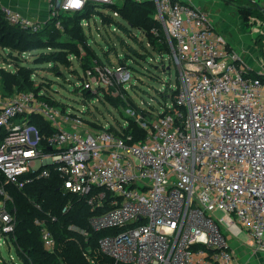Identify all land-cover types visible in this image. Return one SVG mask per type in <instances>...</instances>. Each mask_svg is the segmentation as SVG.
I'll use <instances>...</instances> for the list:
<instances>
[{
	"label": "built area",
	"instance_id": "2783aa9c",
	"mask_svg": "<svg viewBox=\"0 0 264 264\" xmlns=\"http://www.w3.org/2000/svg\"><path fill=\"white\" fill-rule=\"evenodd\" d=\"M90 1L124 0H49V18L82 11ZM153 1L179 75L175 99L163 111L151 118L133 113L138 136L125 132L128 120L113 130L33 91H0V131L6 133L0 142L1 264H25L15 248L17 216L7 185L23 188L53 173L64 193L86 198L92 229L109 231L99 239V250L111 259L105 264H239L229 239L244 232L251 247L264 252V70L254 77L194 4ZM0 11L10 24H42L10 6ZM56 26L63 29L60 20ZM83 74L81 88L123 97L132 79L128 65L97 60ZM31 114L54 129L45 141ZM71 207L70 200L63 212ZM35 222L44 247L54 251L47 222ZM69 228L89 235L77 225Z\"/></svg>",
	"mask_w": 264,
	"mask_h": 264
},
{
	"label": "trees",
	"instance_id": "16d2710c",
	"mask_svg": "<svg viewBox=\"0 0 264 264\" xmlns=\"http://www.w3.org/2000/svg\"><path fill=\"white\" fill-rule=\"evenodd\" d=\"M227 1L236 6L245 21H248L250 17L264 19V10L259 8L261 4L258 0ZM121 3V5L117 6V4L90 1L84 10L74 13L61 12L57 18H49L47 22L42 23L35 29L10 24L0 11V48H2L0 50L9 49L7 52L8 57L5 56L3 62L9 63L11 61L13 62L11 64L14 65L10 69L0 66V91L5 96L20 91H33L38 98L52 105L59 106L65 111L66 108L64 109L60 102L48 92L51 83L41 80L37 84L34 78L36 69L32 65L23 62L21 56L13 55V53L15 51L26 53L28 50L50 47L51 50L48 52H41L39 54L35 63L47 61L53 64L51 66L53 69L59 63H71V55L76 56L78 66L83 71L92 67L95 60L103 63L104 61L96 50H89L91 49L90 44H88L81 28L82 20L88 17L91 11H99L98 7L100 6L118 10L122 18L126 19L133 28L139 29L147 37L152 47L160 54L166 51L170 52L164 28L155 18L157 12L155 2L153 0H124ZM56 20L61 21L63 29L56 26ZM122 26L127 33H130L127 27ZM154 29L157 33H154ZM63 32L67 35L65 39L61 38ZM262 36L261 34L258 35L261 45H263ZM70 38L76 40L75 44H71ZM133 39L143 45L136 35H133ZM78 43H81L84 48L88 49V53L81 54V50L77 46ZM143 49L145 51L144 54L130 46V50H126L128 51V53L126 52L128 56L125 55L123 58L118 56L120 64H126L125 61L130 57L137 61H139V56L145 55L143 57H147L150 52L146 46H143ZM76 73H78V70ZM251 74L254 77L259 75L256 71H253ZM122 90H124L123 95L125 98V91L127 90ZM166 91L161 92L162 98L164 100H168L169 98L174 100L177 92L176 87L168 86ZM80 94H82V99L85 102L90 101L96 96H100V94L86 88H81ZM101 100L104 99L102 98ZM110 101L114 104L122 102L126 104L128 102L120 96L117 98L110 97ZM131 103V105L128 104L127 106H131V109L135 113H142L147 118L155 115L154 110L137 106L135 102ZM28 118L30 122L37 124L41 128L44 134V141L53 132L54 129L40 115L31 114ZM87 120L91 121L90 118H87ZM129 120L131 122H129V126L125 129V132H131L138 136L142 130L139 128L134 115L130 116ZM93 124L97 127L100 126L98 122H94ZM111 129L114 130L116 128L112 125ZM5 134L4 130L0 131V142ZM0 179L3 181L1 174ZM7 188L13 197V202L9 204L10 209L12 211L15 210L17 216L15 248L25 264H105L111 260L99 250L100 237L106 235L109 231H95L92 229L89 224V217L94 212L91 210L86 198L77 194L64 193L61 189V180L57 173H53L48 178L36 179L23 188H18L11 184H8ZM70 200L72 201V207L67 212H63V208ZM36 204H40L41 209ZM53 216L56 217V220L52 219ZM36 218L44 219L52 230L57 242L54 251H49L44 247L41 228L40 225L36 224ZM71 224L88 229L89 235L84 236L77 231L71 230L69 228Z\"/></svg>",
	"mask_w": 264,
	"mask_h": 264
},
{
	"label": "rangeland",
	"instance_id": "374dc122",
	"mask_svg": "<svg viewBox=\"0 0 264 264\" xmlns=\"http://www.w3.org/2000/svg\"><path fill=\"white\" fill-rule=\"evenodd\" d=\"M121 4V2H118L117 6ZM98 8L99 11H91L89 13L90 15L81 22L83 34L91 47L89 50H96L105 63L114 65L120 64L119 57L123 58L125 55L128 56V54H126L128 51L126 50H130V46L134 47L142 54L145 53L143 46H146L150 52L147 57H143L145 55L139 56V61L131 57L125 61L132 71L131 81L125 85L127 90L125 91V98L121 95H116L111 90L102 88L100 92H98V94H101L99 97L96 96L87 102L83 101L82 94H80V85L83 82L82 78L84 71L78 66L76 56L74 55L70 56L71 63H59L54 69L51 68L53 64L47 61H40L38 64L35 63L39 54L41 52H48L51 50L50 47L28 50L26 53L15 51L13 55L16 54L21 56L23 62L32 65L36 69L34 78L37 84L41 80H46L51 83L48 92L60 102L64 109L66 108L68 111H73L83 118L94 119L104 125L110 124L114 126L119 123H124L125 120L131 122L129 118L135 112L131 109V106H127L128 104L131 105V102H135L137 106L149 108L156 112L163 111L167 105L172 103V99L169 98L168 100H164L161 92H167L168 90L166 91V89L168 86L176 87L178 84L179 70L171 59V53L168 51L163 54L157 52V50L152 47L147 37L139 29L130 26L128 21L122 18L118 10H112L103 6ZM230 10L235 13L233 8H230ZM233 13L228 15L226 11V15H224L225 17L223 18V22L228 24L230 32V38H228V36L226 37L236 49L238 56H240L251 68H253V66H260L264 70V50L262 53L261 50L238 49L241 45L246 46L247 44L251 46V44L248 38H244L239 34V32H243L242 28H244V25H242L240 18H236ZM121 24L127 27L130 33H127ZM239 25H241V28H239ZM247 25L248 26H245L246 32L251 29L252 23L248 22ZM214 26L217 30L222 32L220 28L216 25ZM260 29L263 31L264 25H262ZM64 33L65 32L62 33L63 35L61 37L63 39L67 37ZM132 34L136 35L142 41L143 45L135 41ZM256 36L257 34H255V39ZM69 41L72 42L71 44H75L76 42V40L72 38H70ZM77 46L81 50V54L88 53V49L84 48L81 43H78ZM8 50H0V66L3 65L10 69L12 67L7 66V62H2L5 60V56L8 57ZM259 62L262 63V66ZM9 63L13 62L9 61ZM77 70L78 73H76ZM1 94L5 96L3 92ZM119 96L128 102H126V104L123 102L114 104L110 101V97L117 98ZM102 98L104 100H101ZM215 214L219 218L224 216L222 211H217ZM237 239L247 243L249 236L244 232L239 235ZM1 249L3 255L6 256V247L2 246Z\"/></svg>",
	"mask_w": 264,
	"mask_h": 264
},
{
	"label": "crops",
	"instance_id": "0c3cea01",
	"mask_svg": "<svg viewBox=\"0 0 264 264\" xmlns=\"http://www.w3.org/2000/svg\"><path fill=\"white\" fill-rule=\"evenodd\" d=\"M186 1L202 9L208 15L209 19L214 23V25L220 28L223 34L225 36H228V38H230L229 26L227 23L223 22V18L225 17L224 15H226V11L228 15H230V13H233L230 10V8H233L235 11V13L233 14L236 16V18L239 17L242 25H244V28H242L243 32L242 33L239 32V34L244 38H248V41L250 40V44H251V46L247 44L246 46L241 45V47H238V49L261 50L263 53L264 38L262 40L263 45H261L259 43L260 39H258V35L261 34L264 36V30L261 31L260 29L262 28V25H264V19H256L254 17H250L248 21H245L243 16L236 8V6H234L227 0H186ZM258 1L261 4L260 6H262L261 9L264 10V0H258ZM0 5L10 6L13 9L20 11L22 14L30 17V19L35 22L45 23L49 20V15H50L49 0H0ZM248 22H251L252 26L251 29L248 30V32H246L245 26H248L247 25ZM239 28H241V25H239ZM255 34H257L256 39H255ZM232 48L235 49L233 46ZM6 65L10 66L9 63L8 64L6 63ZM260 65L262 66V63H260ZM13 66L14 65L12 64V66L10 67L13 68ZM253 68L254 71L261 69L260 66L258 67L253 66ZM229 240H230V245L236 254V258L238 261L237 263L264 264V252L255 251L251 247L248 241L247 243L241 242L240 240L237 239V237H231Z\"/></svg>",
	"mask_w": 264,
	"mask_h": 264
},
{
	"label": "water",
	"instance_id": "95a60500",
	"mask_svg": "<svg viewBox=\"0 0 264 264\" xmlns=\"http://www.w3.org/2000/svg\"><path fill=\"white\" fill-rule=\"evenodd\" d=\"M259 8H262V6H259Z\"/></svg>",
	"mask_w": 264,
	"mask_h": 264
}]
</instances>
